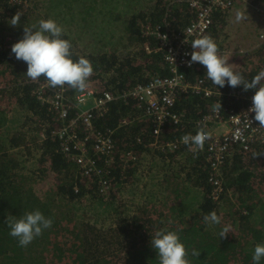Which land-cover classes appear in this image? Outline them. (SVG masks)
Segmentation results:
<instances>
[{"label":"trees","instance_id":"1","mask_svg":"<svg viewBox=\"0 0 264 264\" xmlns=\"http://www.w3.org/2000/svg\"><path fill=\"white\" fill-rule=\"evenodd\" d=\"M27 2L28 0H25L24 3L17 4L9 0H0V42L7 36L17 42L23 38L24 26L36 25L38 27V21L49 19L55 10H58L57 15L70 14L71 12V8L68 10L69 5L63 3L53 2L47 7L41 4L42 0H30V6L27 5ZM252 3L253 0L241 2L244 6L252 5ZM226 11L216 10L213 12L211 27L203 35H209L212 38L218 36V32L229 19ZM17 12L22 13L20 22L13 27L10 24L11 18ZM194 15L195 12L192 9L186 4L178 3L177 0H155L150 8L136 12L125 20L126 29L130 31L131 36L137 39L140 49L138 53L124 57H119L115 53L79 52L75 49V42L64 30L62 38L71 42L74 60L80 56L90 60L93 66L91 77H97L103 73L109 74V85L116 88L138 82L144 83L153 75L168 74L162 54L154 50L156 40L153 37L142 35L140 22L164 25L169 20L172 29L179 31L190 22ZM239 20L247 31L242 40L248 44L253 43L254 36H256L253 29L260 28V19L254 20V24H249L248 19L244 16ZM253 55L264 56V40L255 48ZM3 64L11 75L8 87L10 91L3 92V101H14L15 105L24 111L27 117L33 119V122L43 129L42 138L38 140V144L35 143V148L39 151L38 162L39 164L48 163L50 170L57 175L61 174L62 179L53 189L39 193L35 185L36 180L30 173L23 172L20 166L21 162L10 149L34 142L33 137L26 134L25 123L20 126L19 132L11 133L9 146H6L4 142L1 143L0 264H51L50 256L53 258L58 251L63 255L66 264H159L157 252L151 244V239L158 229L178 233L188 252L187 259L191 261V264H230L227 251H229L228 245L231 240L228 236L226 238L219 237L224 226L221 222L210 224L203 221V216L210 211H215L218 216L221 214L220 204L223 198H227L230 193H235L239 197L237 211L242 210L243 212L236 216V227L249 233H253L257 228L256 231L260 233L259 237L261 236L258 239L248 240L243 248L250 254L251 264H253L252 255L255 245L264 243V176L259 173L260 166L264 167V164L260 166L256 164L260 160L259 157H264V143L251 145V150L248 152L239 146H234L231 149V155L227 157L221 167L222 190L214 199L213 184L210 180L212 170L204 153L196 152L193 150V145L185 144L173 152H163L159 148L153 147L151 142L154 140V136L151 131V122L149 117L141 112L142 108L133 106V100L128 103L119 100L112 102L108 112L93 123L94 128L113 127L116 148L119 151L133 149L141 154L154 151L151 148H155L156 153L163 158L166 157L169 167H171L168 172L171 174H166L165 179L168 178L169 194L174 195L169 199L173 200L174 198L181 202L179 204L182 208L179 211L180 216H188V222L181 224L179 220H174L162 223L161 215L158 213H156L158 215L156 221L152 220L153 216L152 218H142V220L137 217L132 219L111 208L114 213L110 212L103 218L98 217L101 223L96 226L85 212L80 216L77 203L87 200L86 203L91 206V209H94L100 198L98 184L77 173L76 164L64 156L59 148L58 139L50 135V130L58 126L59 122L49 109L50 104L42 103L36 97V90L41 83L45 82V78L40 77L39 80L32 81L26 75V62L17 60L11 50L0 48V65ZM263 68L264 65L260 64L254 70L233 69L240 72L246 80H251ZM183 71L186 79L194 81L203 78L206 81L205 84H208L214 91L209 97H204L201 93L192 94L189 92L178 95L174 110L183 114L182 122L186 127H189V130L185 129V132L192 135H195L200 128L196 124L197 120L210 107H216L220 102L221 110L225 114V109L237 110L243 106L244 102L233 96L232 91L245 93L255 91V89L244 91L242 85L232 88L227 85V82L223 88L215 86L207 78L206 68L199 63L189 68H183ZM75 91V89H70L71 99H73ZM45 93H49V91L46 90ZM0 109L2 108L0 107ZM122 118H128L130 121L120 124ZM5 122H7L6 112L0 110V128L4 126ZM184 124L177 127L172 122H168L159 139L162 141L173 139L178 135L179 130L184 129ZM213 124L215 123L209 124L207 127ZM39 126H37L38 129ZM136 136L141 137V142L136 141ZM247 153L248 156H246ZM177 156H180L181 159L174 161L178 167L172 170L171 163ZM97 164L102 166L103 159L98 160ZM116 165L118 163L109 166V170L110 176H114L113 184H116L117 192V185L132 180V173L135 169L131 165L122 170ZM74 186L78 187V191L74 190ZM110 195L114 197L115 193L112 191ZM151 195L153 194L149 192V196ZM103 202L108 203L109 201ZM109 203H112V198ZM167 208L170 207L167 206ZM33 210H39L45 217L52 218L53 224L29 245L21 247L18 239L9 234L10 229L6 219L9 215L19 218L25 212ZM75 216L81 218V227L74 234L73 239L63 240L60 238L58 240L55 236L56 234L60 235L58 228L62 231L66 230V226H57L59 219H70ZM146 227H149L148 231H146ZM193 249L200 251L197 257L192 256ZM55 260L56 256L53 261ZM54 264L56 263L54 262ZM62 264H64L63 259ZM260 264H264V259L260 261Z\"/></svg>","mask_w":264,"mask_h":264},{"label":"built area","instance_id":"2","mask_svg":"<svg viewBox=\"0 0 264 264\" xmlns=\"http://www.w3.org/2000/svg\"><path fill=\"white\" fill-rule=\"evenodd\" d=\"M21 4L25 0H9ZM178 3L186 4L195 12L194 17L181 30L172 29L171 22L164 25L140 22L142 35L153 37L156 40L154 50L160 52L167 66L168 74L153 75L146 82L113 87L104 86L95 91L94 87L88 86L83 91L76 90L73 99L69 96V88H52L45 79L36 90V97L42 103L50 104L49 109L53 112L59 125L50 130V135L58 139L59 148L64 156L74 162L77 173L82 177L90 178L98 184V193L101 199L109 200L114 176H110L109 166L118 163L123 170L139 159V154L133 149L119 151L116 148L115 132L113 127L94 128L93 123L104 116L112 102L133 100V106L142 108L143 114L149 117L151 131L154 140L153 147L163 152H173L181 148V137L186 133L184 129L178 131L173 139L160 140L159 137L168 122L177 127L182 126V113L174 110L175 102L179 94L196 93L209 97L214 93L213 89L205 84L203 78L194 81L186 79L183 68H189L188 61L192 52L191 42L202 36L209 30L212 24L213 12L227 10L235 4L250 0H177ZM147 48V44L145 45ZM223 50L219 49V54ZM197 63L191 65L194 66ZM48 90L49 93H45ZM233 96L244 102L243 106L235 110L225 109L224 112L216 107H210L201 115L196 124L207 133L208 138L204 142L203 150H193L205 154L212 173L210 180L213 184L214 199L222 190L221 167L224 165L231 149L239 146L248 152L251 145L264 143V127H260L254 121V113L248 111L252 104L254 92H231ZM72 110H74L72 112ZM130 120L122 118L120 124H126ZM215 121V122H214ZM215 123L217 126H225L221 132L207 127ZM136 141L141 142V137L136 136ZM255 144V145H254ZM103 159L104 164L98 166L97 161ZM123 172V171H121ZM94 179V180H93ZM78 191V187L74 186Z\"/></svg>","mask_w":264,"mask_h":264},{"label":"rangeland","instance_id":"3","mask_svg":"<svg viewBox=\"0 0 264 264\" xmlns=\"http://www.w3.org/2000/svg\"><path fill=\"white\" fill-rule=\"evenodd\" d=\"M53 2L56 4L63 3L69 5L68 10L71 8L70 14L63 13L62 15H57L58 10H55L53 14L50 15V18L60 25L75 42V49L79 52L84 51V53H115L119 57H124L129 54L138 53L140 49L137 39L131 36L129 34L130 31L126 29L125 20L136 12L147 10L155 3V0H42L41 4L48 7ZM27 5L30 6V0H28ZM226 12L229 15V19H227L226 25L218 32V36L213 38L218 48L223 50L220 54L229 57L228 63H230L233 68H239L244 71L254 70L259 67L260 64L264 65V56L257 57L253 55L255 48L264 40V0H253L252 5L246 4V6L238 3L227 9ZM238 15L247 18L249 24H254V20L257 18L260 19L261 26L258 29H253L256 36H254V41L251 44L242 40V37L246 35L247 31L244 26L240 24V20L237 19ZM14 43V39L7 36L0 42V48L10 51ZM109 76V74L106 75L103 73L97 75V77H90L88 86L94 87V90L97 91L109 85ZM10 78L11 75L5 64L0 65V107L2 108L0 110L6 112L7 118V122L0 128V146L3 142L6 146H9V137L11 133L18 131L23 123L26 124V134L32 136L34 142H29L27 145L23 146L19 145L10 150L14 152V155L17 156L21 162L20 166L23 172L30 173L33 179L36 180L35 185L38 192L44 193L47 190L53 189L62 179V175H57L55 172H52L48 163L39 164L38 162L39 151L35 148V143L38 144V140L42 138L43 129L35 124L33 119L27 117L25 112L15 105L14 101L8 100L6 101L7 103L3 101V92L9 90ZM37 126H39V129ZM185 127L184 124V131L185 129L189 130L188 126ZM214 128L221 132L225 129V126L213 124L209 127V129ZM141 154H139L140 158ZM246 156H248V153ZM258 159L260 160L256 162L257 166L263 165L264 157H259ZM140 161L141 160L138 159L136 162L132 163L133 166L139 164ZM166 171L168 170H165V174ZM141 172L145 174L144 171ZM163 172L164 171L160 172L161 177L158 176V172H155V179L159 181L163 176ZM259 173L264 176V167L260 166ZM170 174V172L167 173V175ZM145 175L147 178V174ZM151 184L150 182L142 188L136 185L137 189H130L132 185L129 187L128 182L117 185V192L112 188V191L115 193L114 197H111L112 203H109L111 202V198L109 200H101L100 197L99 200L101 201L98 200V204L94 206V209H91V206L86 203V200L82 203H77L79 214L81 216L82 213L85 212L96 226L101 223L98 217L103 218L109 215L110 212L114 213L111 208L126 214L128 218L132 219L137 217L142 220V218H152L153 216L152 220L156 221V217L158 216L156 213H158L161 215L162 223L179 220L181 224H186L188 222V216H180L179 213L182 209L181 206H179L181 202L174 198L173 200L169 199L171 195L168 190H165L169 187L168 182L165 181V177H163V180L158 184L160 186L152 187ZM149 192L153 195L149 196ZM103 201H109V204ZM173 204L176 205L172 206ZM167 206L170 208H167ZM238 206L239 197L235 193H230L227 198H223L220 204L221 214L219 216L221 217V224L223 226L230 225L231 227V231L227 235L231 240L228 245L229 251H227L230 258L229 263L251 264V256L243 248H245L248 240L252 238L258 239L260 233L256 231L257 228L253 233H249L239 230L236 227V216L243 214L242 210L237 211ZM58 225L60 227L62 225L66 226V230L62 231L58 228L60 235H55L57 239L70 240L73 239L72 237H74V234H76L77 230L81 227V218L79 216L70 219L60 218L59 222H57V226ZM148 230L149 227H146V231ZM55 256L56 260L53 261ZM55 256L53 258L50 256L49 262L51 264H54V262L56 264H62V259L64 264H66L60 251H58Z\"/></svg>","mask_w":264,"mask_h":264},{"label":"clouds","instance_id":"4","mask_svg":"<svg viewBox=\"0 0 264 264\" xmlns=\"http://www.w3.org/2000/svg\"><path fill=\"white\" fill-rule=\"evenodd\" d=\"M22 13L17 12L10 24L15 27L20 22ZM237 19H241L238 15ZM23 38L11 46V52L17 60L27 64L26 75L37 81L44 77L48 86L52 88L64 87L83 91L88 87V80L93 75V66L89 59L80 56L74 60L72 44L62 38L63 28L53 19H41L38 27H25ZM192 52L188 66L199 63L206 68L207 78L215 85L223 88L227 85L232 88L243 86V90L255 89L252 96V104L248 109L254 113V121L264 127V69H261L251 80H246L240 72L234 71L228 58L219 54L218 45L209 35H202L191 42ZM221 108L220 102L216 105ZM208 138L203 128H199L195 135L185 134L181 142L185 145H194V150H203L204 142ZM260 154V153H258ZM257 154V155H258ZM203 221L210 224H219L221 217L215 211H210L203 216ZM6 223L9 226V234L18 239L21 247L29 245L36 237L49 229L53 220L39 210L25 212L23 216H7ZM230 225H225L220 233V238H226L230 233ZM152 247L156 250L159 264H191L187 259L188 252L181 242L177 232L158 229L151 239ZM199 250L193 249L192 256L197 257ZM264 259V243H257L254 247L253 264H260Z\"/></svg>","mask_w":264,"mask_h":264},{"label":"crops","instance_id":"5","mask_svg":"<svg viewBox=\"0 0 264 264\" xmlns=\"http://www.w3.org/2000/svg\"><path fill=\"white\" fill-rule=\"evenodd\" d=\"M212 130H216V128L212 129ZM154 149V151H150L148 153H142L141 154V158L139 156V160H141L139 162V164L134 165L133 169H135L132 173V180L130 182H128V185L130 187V185H132V188L130 189H137V186H139L140 188L145 187L147 184H149L150 182L152 183V187L154 186H160L158 185L162 180L163 177H165V175L168 173V171H166L165 174V170L170 169L171 167H169L168 164V160H166L167 158H163L160 156V154L156 153L157 151H155V148H151ZM180 160V156H177L174 158L173 162L171 163L172 165V170L176 169L178 167V164H175V160ZM143 162V163H142ZM144 171L145 174H147V178L146 175L141 172ZM163 172V176L162 178L158 181L157 179H155V172H158V176H160V172ZM142 174V176H141ZM162 175V174H161ZM161 177V176H160ZM166 182H168V178L165 179ZM137 185V186H136ZM169 185V182H168ZM165 190H169V187ZM171 196L174 197V195L171 194Z\"/></svg>","mask_w":264,"mask_h":264}]
</instances>
